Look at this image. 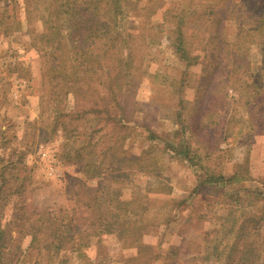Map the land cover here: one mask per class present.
<instances>
[{
    "label": "rangeland",
    "instance_id": "obj_1",
    "mask_svg": "<svg viewBox=\"0 0 264 264\" xmlns=\"http://www.w3.org/2000/svg\"><path fill=\"white\" fill-rule=\"evenodd\" d=\"M42 1L0 0V193L9 200L0 210V264H227L231 255L264 264V29L248 17L253 4L122 0L121 28L139 33L123 48L138 66L125 90L135 111L126 128L94 122L82 138V126L76 134L52 130L56 111L42 115V57L28 30H42ZM67 100L73 108L74 96ZM117 100L110 106L121 114ZM85 146L102 150L101 177L87 176L94 158ZM79 183L102 185L111 223L81 220L94 210L81 211L90 197ZM28 205L56 209L62 225L54 226L74 227L73 237L50 241L45 228L39 239L20 235ZM129 209L145 220L137 241L148 259L134 258L136 225L120 224ZM164 213L173 220L164 222ZM239 225L247 236L237 239ZM238 240L252 250L236 252Z\"/></svg>",
    "mask_w": 264,
    "mask_h": 264
},
{
    "label": "trees",
    "instance_id": "obj_2",
    "mask_svg": "<svg viewBox=\"0 0 264 264\" xmlns=\"http://www.w3.org/2000/svg\"><path fill=\"white\" fill-rule=\"evenodd\" d=\"M244 1L253 4L250 9L252 12L248 17L253 18L255 16L253 21L256 24L255 29L263 30L264 4L262 3H264V0L261 3L260 0ZM132 4L134 5L135 3L133 2ZM29 7L30 5L27 3L26 8L29 11H33ZM36 10L43 21L42 30L36 33L37 28L30 24L28 30L33 35L31 44L36 47L42 57V115L49 111H56L52 130L61 129L65 133L72 132L74 134L82 126V130L79 133L80 137L83 136L82 138H84L90 134L87 131V127H92L94 122L103 123L104 121L106 124H110L111 127L115 125V129L126 128L128 122L131 121L130 117L135 109L129 108L134 100L133 91L127 92L125 90H130L133 87L134 83L128 77L135 75L134 72L137 71L138 66L137 64L133 65V55L131 53H129L128 58L124 56L123 48L127 44L125 43L126 39H135L139 33L128 32L124 27L121 28L119 14L124 11L122 0H46L44 7L42 9L36 7ZM39 42L41 43L39 44ZM236 44L237 42L234 43V45ZM218 58L220 59L219 56ZM130 67H133V73L130 71ZM127 70L128 72L125 73ZM100 85L104 87L105 94L100 89ZM69 94L74 96V106L71 109H65L66 105L68 107L67 98ZM121 95H124L122 101L120 99ZM117 98V108H121V114L115 107L110 106L111 102L114 103ZM57 100L60 101L59 106L56 105ZM87 113L92 114L93 117L89 118ZM46 119L50 120L51 115L48 114ZM79 122L82 123L80 124ZM77 124L78 127L76 128ZM50 126L48 122L44 125L47 128ZM73 134L65 135V137L72 138ZM85 148H87L86 152L89 154L88 156H92L94 159L98 155L102 157L101 160L95 159L96 168L92 166L94 159L88 161L85 171L87 176L98 175L101 177L102 174H105L102 173L101 168L99 169L100 164L105 163L102 160L104 157L102 150L95 147L88 149V146H85ZM107 168L108 166L105 167L106 170ZM238 176L232 175L234 181L235 179L237 180L236 177ZM200 185L201 182L197 183L196 188H200ZM79 186L83 188L82 194L90 197L88 199L83 198L85 201L81 202L82 208L87 206L92 209L91 211L94 210V212H91V215L82 216L81 220L88 221L87 225H97L98 228L106 226L108 222L111 223L112 221H106L105 218L110 207L108 205L107 207H103V203L106 200L102 197L99 198V194L102 193V185L92 188L79 183ZM0 202L1 210L4 203L7 204L9 200L0 193ZM75 204L78 206L79 202ZM95 207L97 208L96 210L93 209ZM82 208L81 211L86 210V208H83V210ZM20 210L23 211V214L20 213L22 214L21 216L25 217L23 225L18 227L20 235L31 233L34 239H39L36 231L40 232L42 228H45L46 230H50V241L56 239L54 235L62 238H66L67 235L68 237H73L74 227L58 229L57 226H54L62 225L61 221L55 222L53 220L57 216L53 215L56 209L48 208L49 212L46 214V210L40 211L36 207L28 205L22 207ZM60 210H62V217L64 216V219L68 217L64 213V211L66 212L65 209L62 208ZM129 210L132 217L124 213L125 221H121L120 224L123 225V223L128 222L130 225H136L137 235L134 246L138 248V254L134 258H139L143 255V257L148 259L150 258V251L147 250V246L142 244L141 241H137L142 236L141 225H145L143 223L145 220L136 213H133L131 209ZM164 215V222L173 220L171 214L165 215V217ZM37 217L43 223H39ZM60 219L63 220L61 217ZM70 219L74 222L78 220L77 217L73 216ZM116 220H119V218ZM35 221H38V223H35ZM37 225H40V227ZM5 227V223L0 225V233H2ZM133 228L135 226H131V229ZM238 230L240 231H238L237 239L247 236L245 225H239ZM0 242H3L1 238ZM235 243L236 252L241 251V249L243 251L244 247L240 243V240ZM46 244L49 246L48 241H46ZM62 246L57 245L56 249ZM252 248V246L246 248L241 253L245 254L251 251ZM174 252L176 253L177 251ZM227 264L248 263L241 255L237 258L231 255Z\"/></svg>",
    "mask_w": 264,
    "mask_h": 264
}]
</instances>
